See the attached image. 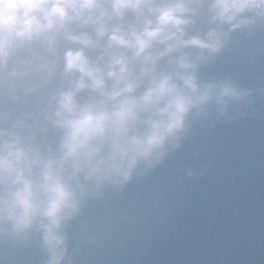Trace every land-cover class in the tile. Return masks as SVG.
Masks as SVG:
<instances>
[{"label":"clouds","instance_id":"obj_1","mask_svg":"<svg viewBox=\"0 0 264 264\" xmlns=\"http://www.w3.org/2000/svg\"><path fill=\"white\" fill-rule=\"evenodd\" d=\"M259 25L264 0H0V239L72 264L65 226L89 197L159 163L193 114L252 102L198 70Z\"/></svg>","mask_w":264,"mask_h":264},{"label":"water","instance_id":"obj_2","mask_svg":"<svg viewBox=\"0 0 264 264\" xmlns=\"http://www.w3.org/2000/svg\"><path fill=\"white\" fill-rule=\"evenodd\" d=\"M198 71L238 80L252 102L193 114L159 163L89 197L65 226L72 264H264V25L234 32ZM45 259L38 237L0 239V264Z\"/></svg>","mask_w":264,"mask_h":264}]
</instances>
